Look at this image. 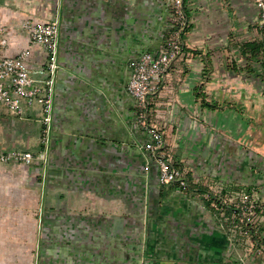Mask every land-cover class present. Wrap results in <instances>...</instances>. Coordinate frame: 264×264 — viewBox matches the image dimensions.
I'll use <instances>...</instances> for the list:
<instances>
[{
    "label": "crops",
    "instance_id": "0c3cea01",
    "mask_svg": "<svg viewBox=\"0 0 264 264\" xmlns=\"http://www.w3.org/2000/svg\"><path fill=\"white\" fill-rule=\"evenodd\" d=\"M183 4V53L149 95L151 117L188 182L179 186L159 182L126 89L139 54L164 47L172 0H0V55L27 48L32 71L45 54L22 21H59L46 147L38 104L20 114L0 104V149L34 155L0 162V264H264L238 260L202 197L216 180L264 199L258 10L253 0ZM246 41L262 44L251 58L241 52Z\"/></svg>",
    "mask_w": 264,
    "mask_h": 264
},
{
    "label": "built area",
    "instance_id": "2783aa9c",
    "mask_svg": "<svg viewBox=\"0 0 264 264\" xmlns=\"http://www.w3.org/2000/svg\"><path fill=\"white\" fill-rule=\"evenodd\" d=\"M253 2L258 10V24L264 29V0H253ZM172 6L171 26L164 47L158 53L144 51L139 54L134 61L126 89L135 102L137 123L148 133L149 138L142 147L156 164L159 182L186 186L184 170L175 166L172 155L167 149L163 132L151 117L149 99V95L168 73L172 61L183 53L182 34L187 25L183 0H172ZM21 25L31 42L44 51V65L34 71L43 73L45 77L36 78L34 71L27 66L29 53L27 48L20 49L13 55H0V104L15 114L22 113L24 106L38 104L41 112L39 140L45 148L52 124L54 85L59 67L57 58L59 21L57 18L48 21H34L26 18ZM6 44L7 37L4 28L0 26V46ZM9 158L16 162L29 163L34 155L27 149L10 151L0 149V162ZM44 159L43 153L42 160ZM244 223L250 224L246 218ZM251 241L253 246L264 249L262 245L254 244L252 239Z\"/></svg>",
    "mask_w": 264,
    "mask_h": 264
},
{
    "label": "rangeland",
    "instance_id": "374dc122",
    "mask_svg": "<svg viewBox=\"0 0 264 264\" xmlns=\"http://www.w3.org/2000/svg\"><path fill=\"white\" fill-rule=\"evenodd\" d=\"M257 26L264 30L258 22ZM206 185L202 197L209 202V208L214 211L217 221L223 222L222 226L234 245L232 248L239 251L238 260L264 263V249L253 246L249 234V230L253 229L258 237L264 235V199L255 189L238 184L224 185L209 180ZM244 218L250 224H245Z\"/></svg>",
    "mask_w": 264,
    "mask_h": 264
},
{
    "label": "trees",
    "instance_id": "16d2710c",
    "mask_svg": "<svg viewBox=\"0 0 264 264\" xmlns=\"http://www.w3.org/2000/svg\"><path fill=\"white\" fill-rule=\"evenodd\" d=\"M262 44L257 41H246L242 44L241 52H244V56L253 57L260 51V46ZM245 68L249 67V64L244 65ZM250 238L254 241L256 245H262L264 247V240L262 237H258L257 233L253 229L249 230Z\"/></svg>",
    "mask_w": 264,
    "mask_h": 264
}]
</instances>
